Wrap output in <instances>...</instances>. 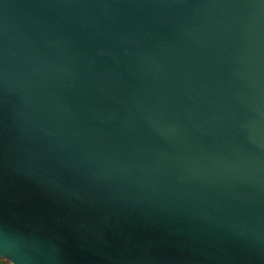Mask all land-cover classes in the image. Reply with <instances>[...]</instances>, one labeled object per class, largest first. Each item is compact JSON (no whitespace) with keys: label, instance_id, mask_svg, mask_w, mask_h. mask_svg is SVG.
<instances>
[{"label":"water","instance_id":"obj_1","mask_svg":"<svg viewBox=\"0 0 264 264\" xmlns=\"http://www.w3.org/2000/svg\"><path fill=\"white\" fill-rule=\"evenodd\" d=\"M0 259L264 264V0H0Z\"/></svg>","mask_w":264,"mask_h":264},{"label":"crops","instance_id":"obj_2","mask_svg":"<svg viewBox=\"0 0 264 264\" xmlns=\"http://www.w3.org/2000/svg\"><path fill=\"white\" fill-rule=\"evenodd\" d=\"M0 264H7V261L4 259H0Z\"/></svg>","mask_w":264,"mask_h":264},{"label":"rangeland","instance_id":"obj_3","mask_svg":"<svg viewBox=\"0 0 264 264\" xmlns=\"http://www.w3.org/2000/svg\"><path fill=\"white\" fill-rule=\"evenodd\" d=\"M7 261V260H6ZM11 262L7 261V264H10Z\"/></svg>","mask_w":264,"mask_h":264},{"label":"built area","instance_id":"obj_4","mask_svg":"<svg viewBox=\"0 0 264 264\" xmlns=\"http://www.w3.org/2000/svg\"><path fill=\"white\" fill-rule=\"evenodd\" d=\"M10 264H12V263H10Z\"/></svg>","mask_w":264,"mask_h":264}]
</instances>
